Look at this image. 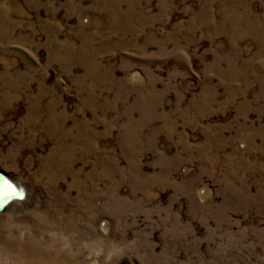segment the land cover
Wrapping results in <instances>:
<instances>
[{
  "label": "rangeland",
  "instance_id": "obj_1",
  "mask_svg": "<svg viewBox=\"0 0 264 264\" xmlns=\"http://www.w3.org/2000/svg\"><path fill=\"white\" fill-rule=\"evenodd\" d=\"M0 172V264H264V0H0Z\"/></svg>",
  "mask_w": 264,
  "mask_h": 264
},
{
  "label": "bare ground",
  "instance_id": "obj_2",
  "mask_svg": "<svg viewBox=\"0 0 264 264\" xmlns=\"http://www.w3.org/2000/svg\"><path fill=\"white\" fill-rule=\"evenodd\" d=\"M9 177V176H8ZM9 179L14 183L15 189L16 190H20V191H24V197L20 200L18 199H14V197H12L10 200H12L0 213H2L3 211H23L26 210L27 208H29L33 203H35L38 199V194L37 191L34 187H32L29 184L26 183H22V182H15L14 180H12L10 177ZM17 181V180H16ZM0 189H2L0 187ZM35 201V202H33ZM0 202H2L0 200Z\"/></svg>",
  "mask_w": 264,
  "mask_h": 264
},
{
  "label": "water",
  "instance_id": "obj_3",
  "mask_svg": "<svg viewBox=\"0 0 264 264\" xmlns=\"http://www.w3.org/2000/svg\"><path fill=\"white\" fill-rule=\"evenodd\" d=\"M5 181L7 182L8 185H11L12 188L15 189L14 183L9 179V177L6 174H4L3 172H0V187L1 188H4V182ZM7 190L10 191V189H7ZM16 191L19 193H22L23 198H25L24 197V194H25L24 191H20V190H16ZM11 198L12 197L10 196L9 198H7L5 200H1L2 202H0V212L12 201V200H10ZM14 199L20 200V198H17V197H14Z\"/></svg>",
  "mask_w": 264,
  "mask_h": 264
},
{
  "label": "snow or ice",
  "instance_id": "obj_4",
  "mask_svg": "<svg viewBox=\"0 0 264 264\" xmlns=\"http://www.w3.org/2000/svg\"><path fill=\"white\" fill-rule=\"evenodd\" d=\"M7 189H10V191H8ZM17 197L22 199L23 198V194L17 192L14 188H12L11 185H8L7 182H4V188L0 189V200H5L9 197Z\"/></svg>",
  "mask_w": 264,
  "mask_h": 264
}]
</instances>
